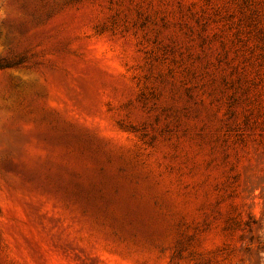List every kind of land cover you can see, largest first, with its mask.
<instances>
[{"label": "rangeland", "instance_id": "obj_1", "mask_svg": "<svg viewBox=\"0 0 264 264\" xmlns=\"http://www.w3.org/2000/svg\"><path fill=\"white\" fill-rule=\"evenodd\" d=\"M0 264H264V0H0Z\"/></svg>", "mask_w": 264, "mask_h": 264}]
</instances>
